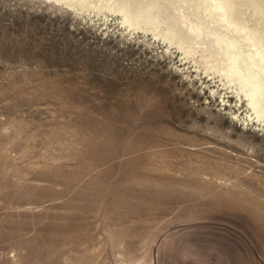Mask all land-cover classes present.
I'll return each mask as SVG.
<instances>
[{
    "label": "rangeland",
    "instance_id": "obj_1",
    "mask_svg": "<svg viewBox=\"0 0 264 264\" xmlns=\"http://www.w3.org/2000/svg\"><path fill=\"white\" fill-rule=\"evenodd\" d=\"M188 1L264 39V0ZM95 10L0 0V264H264V131L176 34Z\"/></svg>",
    "mask_w": 264,
    "mask_h": 264
},
{
    "label": "bare ground",
    "instance_id": "obj_2",
    "mask_svg": "<svg viewBox=\"0 0 264 264\" xmlns=\"http://www.w3.org/2000/svg\"><path fill=\"white\" fill-rule=\"evenodd\" d=\"M53 1L64 4L76 11L96 9L95 11L98 12L109 11L117 13L122 16V22L124 25L127 24V27L138 30L147 29L148 32L151 30L155 37H160L170 44L175 43V39H178L175 38L177 36L176 31H171V27L167 26L166 9L157 11L153 3L152 5L150 4L152 0H149V3L146 0H138L137 8L133 6L131 0H126L127 2L124 1L122 3H120L121 0L120 2L118 0H96L93 4H90L89 0ZM178 1L180 4L173 5L172 10L167 11L168 15H177L180 19V25L177 24V28L180 32L182 31V34L179 33L180 36H177L180 37L176 41L178 47L190 59L193 58L199 63L207 62L205 66L203 65L205 72L210 74V76L217 77L223 87L233 92L239 104H246V112L243 114L235 112L233 113V118L244 125L255 124L257 128L264 131V39L254 36V41H250L247 35L239 33L237 35V28H234L236 33L234 34L230 30L232 27L224 23L226 21V12L222 4L218 6L215 3L212 4V7L206 6L204 9L205 16L203 15L202 18L195 22L193 20L195 19L194 17L188 16L186 8L190 9L192 7L191 11H193L192 9H198V11L196 10L197 13L201 12L203 8L198 3H190L188 0ZM190 1L192 2V0ZM161 2H164V0ZM117 5L119 6L117 7ZM160 5L159 9L161 7L166 8V4L161 7ZM154 15L158 19L153 24L156 27L151 25L143 27L140 24L141 19L146 22V20H152L155 17ZM189 17L190 20H188ZM241 22H243V18ZM241 22L240 25L245 29L244 24L246 22H243L244 24ZM225 24L230 28L231 33L234 34L233 37L232 35L230 36V31L229 35L225 32L228 29ZM222 26H225L223 33H221L222 29H219ZM166 29H169V32H166ZM209 35H212V37L210 36L211 38H209ZM205 51L208 53L205 54Z\"/></svg>",
    "mask_w": 264,
    "mask_h": 264
}]
</instances>
